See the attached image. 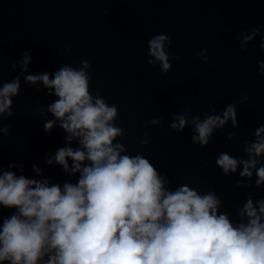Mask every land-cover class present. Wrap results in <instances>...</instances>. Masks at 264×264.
<instances>
[{
	"label": "water",
	"instance_id": "95a60500",
	"mask_svg": "<svg viewBox=\"0 0 264 264\" xmlns=\"http://www.w3.org/2000/svg\"><path fill=\"white\" fill-rule=\"evenodd\" d=\"M254 27L260 34L242 51L241 33L250 34ZM156 34H167L172 41L170 48L166 44L172 65L166 74L159 63L148 64V41ZM261 43L264 0H0V86L17 76L21 85L12 97L13 115L0 117V129H9L0 130V164L17 175L61 186L78 180L79 174L47 163L57 149L68 146V133L59 121L45 131V122L55 119L47 107L57 97L42 82L26 83L25 76L51 75L66 64L78 69L87 60L93 95L118 106L115 123L125 132L118 137L125 154H143L173 190L187 184L202 194L214 191L222 201L220 211L235 220L249 194L254 201L264 198V185H255V169L250 179L240 177L243 165L224 175L215 159L222 152L246 159L245 143L254 141L255 129L264 124ZM204 49L207 62L197 55ZM25 53L32 57L27 72L19 63ZM232 103L238 127L229 121L222 131H214L206 147L192 142L190 124L182 133L169 127L176 113L189 110V117L199 114L203 119L212 106L219 114ZM152 118L162 120V126L148 123ZM229 132L235 133L231 140ZM145 133L147 146L140 143ZM257 160V167L264 166V156ZM11 163H22L23 171L9 168ZM33 165L42 170L40 175ZM237 180L249 186L237 187ZM10 212L2 209L3 216Z\"/></svg>",
	"mask_w": 264,
	"mask_h": 264
},
{
	"label": "clouds",
	"instance_id": "9594fccd",
	"mask_svg": "<svg viewBox=\"0 0 264 264\" xmlns=\"http://www.w3.org/2000/svg\"><path fill=\"white\" fill-rule=\"evenodd\" d=\"M259 34L255 27L250 34L242 32L240 49L247 51V44ZM171 43L167 34H156L148 41L152 57L148 64L159 63L165 74L172 67L166 50ZM206 51L197 53L205 62ZM31 59L25 53L19 62L23 72ZM258 64L264 74V61ZM80 65L77 69L66 64L51 75L25 76L26 83L42 82L49 95L57 97L47 107L55 119L45 122V131L59 121L68 133V146L57 149L47 163H57L79 177L61 186L47 178L17 175L0 164V264H264V198L254 201L249 194L234 220L231 213L220 211L222 201L214 191L202 194L187 184L174 190L166 187L170 181L148 158L125 154L126 145L118 140L125 132L115 123L118 106L93 95L88 72L92 65L87 60ZM20 87L18 76L0 86V117L13 115L12 97ZM243 99L247 102L248 96ZM188 113H176L169 127L182 133L190 124L192 142L202 147L229 121L238 127L235 103L219 114L212 106L203 119ZM148 123L162 126L163 121L152 118ZM0 130L9 131L8 127ZM254 134L255 140L244 145L246 159L222 152L215 164L224 175L236 173L243 165L239 175L249 179L255 169V185L260 187L264 166L257 167V157L264 156V124ZM234 136L228 133L230 140ZM73 141L78 147L71 146ZM140 143H150L147 133ZM8 167L23 171L22 163ZM33 170L37 175L42 172L37 165ZM236 184L249 186L244 180ZM2 209L11 210L10 215L3 216Z\"/></svg>",
	"mask_w": 264,
	"mask_h": 264
}]
</instances>
